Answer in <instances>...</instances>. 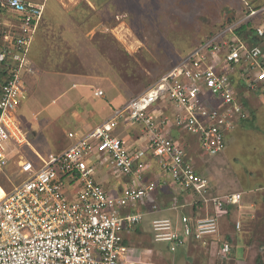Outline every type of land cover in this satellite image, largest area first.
I'll return each instance as SVG.
<instances>
[{"label": "built area", "instance_id": "built-area-1", "mask_svg": "<svg viewBox=\"0 0 264 264\" xmlns=\"http://www.w3.org/2000/svg\"><path fill=\"white\" fill-rule=\"evenodd\" d=\"M246 7L243 17L202 41L94 129L85 134L69 131L71 144L66 149L35 151V158L20 160L24 180L11 190L0 184V264H134L124 233L135 230L146 212L121 209L145 201L158 183L142 182L145 163L117 133L128 125L142 127L163 170L181 190L190 192L188 202L174 196L169 208L200 206L196 215L182 213L180 223L169 216L154 217V241L169 243L172 251L188 239L208 244L227 207L240 204L243 193L213 195L210 179L187 160L184 143L173 130L192 135L203 153L217 155L226 148L227 134L250 116L238 93L264 90V4ZM45 9V3L0 0V18L7 10L20 17L19 29L4 35L5 41L15 38L14 47L0 52V61L9 57L13 64L0 95V171L9 163L10 138L18 147L29 144L14 112L25 95L26 76L35 73L30 48ZM257 19L258 42L249 44L235 29ZM95 95L102 97L104 91L97 89ZM101 160L115 174L141 183L110 194L96 177ZM235 226L240 230L241 221ZM230 251L231 244L224 242L220 254L226 257Z\"/></svg>", "mask_w": 264, "mask_h": 264}, {"label": "rangeland", "instance_id": "rangeland-1", "mask_svg": "<svg viewBox=\"0 0 264 264\" xmlns=\"http://www.w3.org/2000/svg\"><path fill=\"white\" fill-rule=\"evenodd\" d=\"M51 1L47 0L48 3ZM64 1L66 7L72 10V20L64 18L61 26L58 18L59 25L54 24L48 31L59 35L63 30L64 39L72 46L74 60L71 70L79 72L72 75H83L85 83L94 85L95 89L91 88L93 91H104L102 98H94L97 102L118 97V102L110 103L114 109L145 91L205 38L222 31L219 29L229 17H236L234 21H237L246 10V0ZM86 1L92 8L86 5ZM257 1L264 3V0ZM52 14L54 12L50 9L48 16ZM56 14L63 15L61 12ZM79 19L83 24L78 22ZM11 20L16 23L11 29L17 31L19 22ZM5 34L0 26V42H4ZM59 69L65 71V63H61ZM46 73L62 77L67 75L66 72ZM42 75L47 76L40 71L38 78L41 79ZM67 78V83L40 80L39 83L26 85L17 116L23 121L21 126L26 130L29 144L18 147L13 139L7 141L9 163L0 171L1 185L13 186L24 180L26 174L20 171L19 166L21 159L35 158L37 150L57 153L64 148L56 150L50 138L52 133L57 132L66 143L70 142L68 131L74 130V125L71 120L60 119L57 114L72 103V96L79 91L85 93L90 88H72V79ZM64 90L66 92L62 93ZM241 90L248 102L250 117L237 130L227 134L226 148L221 153L205 154L197 147L192 135L176 129L173 133L176 132V137L184 143L189 161L211 180L214 185L211 193L225 195L242 192V207L230 208L227 217L222 221L220 219V229L210 238L208 248L193 249L199 261L194 259V253L192 256L184 255L180 249L171 251L169 243H156V247L164 250L162 254L166 258L155 259L148 264H183L184 261L188 264H258V257L264 261V212L261 215L264 190L261 194L256 191L259 185H264V90ZM109 116L105 115L97 121ZM132 127L137 126L128 125L127 129ZM124 129L119 128L117 133L123 135ZM138 131L145 137L144 144L149 145L145 132L140 127ZM97 167L113 174L108 166L97 163ZM119 176L124 175H114L115 178ZM158 176L155 174L154 180ZM177 188L180 189V186ZM196 206V209L189 206L183 213L198 212L200 206ZM257 206L260 212L256 211ZM238 220L241 221L240 230H236L235 226ZM227 236H234L235 241L230 242L231 251L223 257L220 246L227 241Z\"/></svg>", "mask_w": 264, "mask_h": 264}, {"label": "crops", "instance_id": "crops-1", "mask_svg": "<svg viewBox=\"0 0 264 264\" xmlns=\"http://www.w3.org/2000/svg\"><path fill=\"white\" fill-rule=\"evenodd\" d=\"M248 1L252 3H249ZM32 2L45 3L46 9H45V17H43L44 19H42L41 21V24L35 35L33 44L30 48V59H31L32 65L35 67V73L29 74L26 76V85L32 84L34 82L39 83L40 80L44 82L49 81L52 83L54 82L67 83V81L69 80L67 77H71L72 83H73L72 88H81V87L86 88V89L90 88V90L88 89L87 92L85 93H82L79 91V93L75 94V96H72V103L71 104L68 103V107H64L62 110H60V114L59 113L57 114L58 117H60V119L67 118L68 120L72 121V124L74 125L73 127L74 130H69V131H76L79 134L88 133L89 131L94 129L97 125H99L100 123H102L103 121L111 117L115 109L112 108V105H110V103H115L116 101L118 102V99H117L118 97L117 98L114 97L115 100H112V99L107 100V102H103V101L97 102L94 98H100V97L96 96L95 91L91 89L94 87V85L92 86L91 83H88V82H87L88 84L85 83L86 82L85 79H82V77H84L83 75L76 76V75H72V73H65L67 75L65 77H62L58 75L52 76L51 74L46 73V72H52L48 68L49 62L47 59H45V57L47 56V53H46V49H44L45 45H43L44 44L43 42L47 39L46 37L47 28L49 29V26L51 24H56V23L59 24L58 23L60 21L59 19H61V24L64 18H70V20H72V13H71L72 10L66 7L67 4H66V1L64 0H61V1L53 0L50 3H48L47 0H35ZM246 3H249L251 7L257 4L258 5L264 4L263 2H259L257 0H253V1L246 0ZM50 9L53 10L54 12L52 16H48ZM58 12H61L63 15L58 16L56 14ZM15 18H16V15L11 10H7L3 13L2 17L0 18V26L2 29H4L6 33L7 32L13 33V30L11 28L16 23L15 22L13 23L11 19H15ZM42 36H44V38ZM255 39L258 40L257 37H255ZM40 71L45 72L47 76L42 75L43 77H41V79L38 78V73ZM46 77H47V80H45ZM250 91H254V90H250ZM65 92L66 91L64 90V92L62 93H65ZM250 97H253L252 94H250ZM70 112L72 113L70 114ZM17 113L20 114L19 107L14 112V116L16 117L18 122H20V124L22 125L23 121L19 119V117L17 116ZM105 115L107 116L110 115V116L104 120L102 119L103 120V121L101 120L102 122L97 121L98 118L99 119L105 118ZM243 121H240L238 123V125L235 128L236 130L239 128V126L242 124ZM136 126L137 127H132V129H127L126 127H123L125 129L121 137L126 140L132 154L138 157L140 161H143L145 163L146 170H145V173L143 176L144 178L142 182L156 181L158 183V188L154 193L149 195L145 199V201L132 202L128 204L126 207H123L121 209V212L122 213H126L129 211H145L146 212V215L143 221L137 226L135 230H131V231L129 230L124 233V240H125V243L130 248V255L132 257L131 259L134 262V264H148V262L152 260H155V259L163 260L164 258H166V256L162 254L164 250L161 247L155 246L156 243H160V242H155L153 239V232H152L153 218L156 216H169L173 219L174 222L180 223V216L182 215L184 210L187 211L188 207H183L178 210H173L169 208V205L174 196H178L181 203L188 202L190 199V192L183 191L181 190V188L180 189L177 188L178 185L175 182H173L171 180V177L163 170L160 159L155 157L152 149L150 148V145L144 144L145 137H143L138 131L139 127L141 129L142 127L139 125H136ZM173 134L176 136L177 133L174 132ZM50 138L52 139V144L53 146L56 147V150L60 149L61 147H64L62 150H60V151H63L71 144V140L69 143H66L65 140L60 138L57 132L56 134L55 132L52 133ZM37 151L42 152L41 150H37ZM42 153H46V152H42ZM186 158L189 161L188 155ZM97 163L99 166L100 165L107 166L105 165L104 161H97ZM194 167L196 168V166ZM155 174L159 175L157 177L158 178L157 180H154L153 178ZM114 175H117V174L113 172V174L111 175L110 171L108 173L106 169H104L103 171L102 169L98 170V167H97V174H96L97 179L104 184L107 191L112 195L119 194L122 191V189H124L127 186H132L134 184L141 183L139 181H135V178L133 176L124 175V176H119L115 178ZM210 184H211V192H212V190L214 189V185L212 186L211 180H210ZM6 187L9 190L12 189V186L10 185H6ZM263 190H264V185H259L256 191L257 193H259L260 191L259 194H261ZM261 201L263 202V200ZM155 205H157V208H155ZM242 205L243 204L241 201V203L238 205H232V206L227 207L226 211L221 216V221L222 219H225L227 217V214L230 212V208L235 207V206L242 207ZM258 206L256 207V211L260 212V209H259L260 207ZM263 206H264V202L261 204V209H262V214L260 213L261 215H263V212H264ZM208 247L209 245L204 246L194 239H188L186 244L181 246L179 249L185 253L184 255L187 254L189 256H192V254L194 253L193 249H198V248L203 249V248H208ZM194 255H195L194 259L199 261L200 259L199 256L196 255L195 253ZM171 263L174 264V262H171ZM183 264H188V263L184 261Z\"/></svg>", "mask_w": 264, "mask_h": 264}, {"label": "trees", "instance_id": "trees-1", "mask_svg": "<svg viewBox=\"0 0 264 264\" xmlns=\"http://www.w3.org/2000/svg\"><path fill=\"white\" fill-rule=\"evenodd\" d=\"M90 1H94L95 2L96 0H90ZM86 5L91 7L87 1H86ZM261 6L262 5H254L253 7L254 8H260ZM248 11H249V9H247V7H246V10H245L244 13H246ZM44 17H45V14H44ZM81 19H79L78 22H80V24H83V22L80 21ZM235 19H236V17H229L227 22H226V24L221 25L222 27L219 30L224 29L227 25H229L232 22H234ZM15 20L20 23V17L19 16H16ZM256 21H258V19L257 20H248V21L243 22L240 25H238L236 27V29H235V32L238 34V36L241 37L243 40H246L249 44L258 42V40H256L255 36H254L255 26L257 24ZM53 25L54 24H51L49 26V28L51 26H53ZM61 26H62V24H61ZM90 28H91V26H90ZM90 28H88L87 30H90ZM85 30L86 29L84 28V32H85ZM61 32L62 33H60L59 35H56L55 34L56 32L51 33V32L48 31V28H47V36H46L47 39L43 42L44 43L43 45H45L44 49H46V53H47V56L45 57V59H47L48 62H49L48 68L52 72L53 71H55V72H66V73H72V74H76L77 75V73H79V72H73L71 70L72 62L74 60V58L72 56V46H69L70 45L69 42L66 39H64L66 37L64 35L63 30H61ZM42 37L44 38V36H42ZM14 41H15V38H13V39H11L9 41H5L4 40V42H0V52L6 46L14 47ZM61 63H65V71H62L61 69H59V66L61 65ZM12 68H13V64L10 62V58L9 57H6L5 60L0 61V95L2 93L3 85L5 84L6 80L11 75ZM241 91L242 90L240 89V92L238 93V95H239V97H241L242 100H244L243 94L241 93ZM243 103H244V105L246 107L248 106V102L247 101L244 100ZM196 207L197 206H195L194 209H196ZM196 214H197V212L195 210V212H193L192 215H196ZM208 240H210V238ZM233 241H235V237L234 236H227V242L230 243V242H233ZM209 244L210 243L208 242L207 245H209ZM207 245H204V246H207ZM258 264H264V261L261 260L260 257H258Z\"/></svg>", "mask_w": 264, "mask_h": 264}]
</instances>
